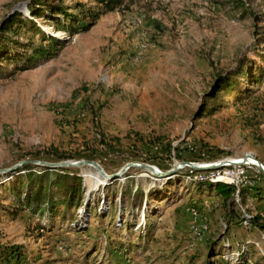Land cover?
Returning a JSON list of instances; mask_svg holds the SVG:
<instances>
[{"label":"rangeland","instance_id":"rangeland-1","mask_svg":"<svg viewBox=\"0 0 264 264\" xmlns=\"http://www.w3.org/2000/svg\"><path fill=\"white\" fill-rule=\"evenodd\" d=\"M245 1L247 11L236 0H125L105 11L93 0H63L75 14L76 3L84 4L86 17H80L91 25L70 33L52 19L38 18L64 44L30 65L15 57L26 58L31 45L43 42L41 35L27 27L22 44L6 35L9 53L0 56V169L53 149L73 155L72 161H96L108 174L129 162L166 172L182 161L247 154L264 164V81H254L264 66V0ZM26 2L0 0V26L15 10L25 11ZM240 68L248 74L235 76ZM219 75L236 83L217 92ZM87 99L90 104L83 103ZM206 144L223 152L208 153ZM254 164L245 165L241 188L264 185V173ZM68 168L83 176V202L58 204L43 215L10 207L18 173L0 174V243L22 245L24 264H238L220 252H238L244 241L262 246L264 229L227 228L229 209L207 184L176 177L167 190L166 181L150 170L132 167L101 185L96 167ZM191 169L178 172L195 175ZM25 172L18 179L23 196ZM137 186L170 194L147 207L128 194L123 202L121 191ZM87 195L91 200L84 206ZM257 206L254 199L236 197L230 210L264 214V203ZM120 243L125 250L113 248ZM249 247L245 264H264L263 251Z\"/></svg>","mask_w":264,"mask_h":264},{"label":"trees","instance_id":"trees-1","mask_svg":"<svg viewBox=\"0 0 264 264\" xmlns=\"http://www.w3.org/2000/svg\"><path fill=\"white\" fill-rule=\"evenodd\" d=\"M26 10L20 11L15 10L0 26V56L3 57L8 55L9 53V45L7 44V36L13 35L17 37L14 44H22L21 41V33L23 29L30 28V30H34L35 33L40 34L43 40L40 44L31 45V50H26L24 56L26 58H21L16 56L18 62L25 61L28 65L37 63L36 61L49 57L57 48H60L64 44V39L54 33L49 32L44 29V27L37 22V19L40 17L46 19H52L55 21V26L60 29H64L70 33L78 30V28L88 29L92 22L84 23L82 18L80 17L81 13H84V4L76 3L78 6L79 12L75 14L74 12H70L71 6H67L64 4L63 0H26ZM99 5H102L105 11H113L117 7H120L125 0H93ZM237 7H243L246 11L247 2L245 0H236ZM85 17L86 14L84 13ZM88 15L94 16L92 12L88 11ZM61 16H63L64 20H61ZM85 19V18H84ZM68 21L69 26L66 25ZM44 41H48L47 44H43ZM32 40H30V43ZM241 68L235 73L239 74H248V71L243 72ZM254 81L258 83H262L264 81V66H259V75L254 77ZM217 92L224 89L225 87H229L234 85L236 82L232 80V76H222L219 75L217 80ZM217 92L212 95L215 97ZM84 104H90V100H86L83 102ZM137 134V133H136ZM159 139V138H157ZM120 142V140H118ZM160 142V139H159ZM148 144V143H147ZM167 148L170 147L169 144L165 143ZM149 145V144H148ZM207 146V144H206ZM110 147V146H109ZM208 153H212L213 150H216L214 147H208ZM216 153H222L223 150H216ZM206 154V152H205ZM204 154V155H205ZM80 155V154H79ZM74 157L70 154L61 153L58 149H53L48 152V155L41 156L40 154H35L34 159L32 160H62L66 161ZM197 161L206 160L204 156H198ZM39 167V166H38ZM37 168V164L27 163L23 165V169H19L16 171H12V174H17V180L14 181L12 196L10 207H14L16 209L28 210L31 214H45V213H54L58 204H64L68 208L77 204H81L84 200V180L83 176L78 172L72 170L68 167H48L41 166V169ZM22 170L26 172V189L23 191L21 189V185L23 183L20 177H22ZM204 170L198 171L191 169L192 172H203ZM24 174V173H23ZM21 175V176H20ZM157 176V175H156ZM159 177V176H158ZM176 177H181L179 181H189V183H202L210 186V189L213 190L216 195L222 198V206L225 209H229L228 211V224L227 228L232 229L233 227H238L240 224H247L248 229L260 228L264 229V214L262 210H259L255 215H252L248 212L243 214H239L234 210H230V206L235 203L236 194H237V186L234 184H229L226 182H215L208 179L200 180L196 179L195 175L190 176H181L177 171L173 175L159 177V179H163L166 181L163 185H166L164 188L169 190L170 186L175 185ZM189 178V179H188ZM119 178H116L111 181V183ZM17 181L19 182V186L17 185ZM170 181V182H169ZM163 188V189H164ZM165 193L170 194L169 191L161 192L160 189L148 188L147 190L140 188L137 186L134 190L125 189L121 191L122 201L124 202L125 196L128 194L131 201H140V204H144L147 207L153 199L161 200L165 198L167 195ZM166 195V196H165ZM91 197V196H90ZM239 197L241 200L245 202L248 198L254 199L258 202V206L264 203V185H254L251 187H243L240 189ZM160 198V199H159ZM168 198V197H166ZM88 195L84 202V206L87 204ZM13 200V202H12ZM91 200V199H90ZM89 203V201H88ZM264 208V206H261ZM9 209V208H7ZM10 210V209H9ZM12 211V210H11ZM17 211V210H16ZM14 213V212H13ZM244 244H247V241H244ZM241 247V246H240ZM113 248H119L120 251L125 250V245L120 243L118 246H114ZM213 251V249H211ZM112 251V249H111ZM239 255L236 258L238 264H245L248 258V254L250 252V247L248 245V250H242L239 248ZM220 254L224 257H230L231 254L229 252H220ZM0 264H24L27 262V252L23 250V246L20 244L13 245H5L0 243ZM15 262V263H14ZM208 264H213L210 260ZM256 264H260V262H256Z\"/></svg>","mask_w":264,"mask_h":264},{"label":"water","instance_id":"water-1","mask_svg":"<svg viewBox=\"0 0 264 264\" xmlns=\"http://www.w3.org/2000/svg\"><path fill=\"white\" fill-rule=\"evenodd\" d=\"M250 158L255 159L256 164H254V165L258 166L259 169L264 173V164L260 160H258L254 155L247 154L244 158H241V159H224L221 161L210 162V163L182 161V162L176 163L172 169H170L166 172L161 171L158 167H156L152 164L140 163V162H129L118 173H115V174H108L98 162L93 161V160H76V161L66 160V161H61V162H50V161H45V160H27V161H22L13 167L0 169V174L12 172L15 169H17L18 167L22 166L24 163H34V164L53 167V168H55V167H74V166H79V165H83V164H90V165H92L98 169V171L100 172V176L102 178L101 185H105L108 180L112 181L116 178H119L128 169H130L132 167L145 168V169L150 170L153 174H155L159 177H165V176L173 175L174 173H176L179 169H181L183 167H190L194 170L201 171V170L221 168V167H225V166H234V165L238 166V165L249 164L248 160ZM89 199H90V197H88L87 203H88Z\"/></svg>","mask_w":264,"mask_h":264},{"label":"built area","instance_id":"built-area-1","mask_svg":"<svg viewBox=\"0 0 264 264\" xmlns=\"http://www.w3.org/2000/svg\"><path fill=\"white\" fill-rule=\"evenodd\" d=\"M245 165L225 166L221 168L204 170L203 172H198L197 174H195V178L200 180L208 179L215 182H226L229 184H234L238 188L236 197H239L240 189L243 186V178L246 167ZM192 211L193 214L196 215V211L194 209ZM260 243H261L260 241L256 240V241L248 242V245L253 248L260 249V251H263V255H264V239H262V246ZM248 245L243 244L241 246L242 247L241 249L248 250ZM238 255L239 252H234L231 253L230 257H226V258L231 260L232 262L237 263L236 258L238 257Z\"/></svg>","mask_w":264,"mask_h":264},{"label":"bare ground","instance_id":"bare-ground-1","mask_svg":"<svg viewBox=\"0 0 264 264\" xmlns=\"http://www.w3.org/2000/svg\"><path fill=\"white\" fill-rule=\"evenodd\" d=\"M248 162H249V163L252 162V163H255V164H256V161H255L254 158H250V159L248 160Z\"/></svg>","mask_w":264,"mask_h":264}]
</instances>
